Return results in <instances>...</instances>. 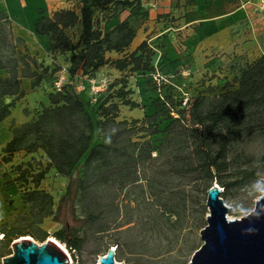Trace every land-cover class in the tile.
Here are the masks:
<instances>
[{"label":"trees","instance_id":"obj_1","mask_svg":"<svg viewBox=\"0 0 264 264\" xmlns=\"http://www.w3.org/2000/svg\"><path fill=\"white\" fill-rule=\"evenodd\" d=\"M146 1L156 2L77 0V9H59L50 17L38 9L33 33L48 39L49 64L29 53L24 40L13 36L7 14L0 12V122L27 93L51 80L43 91L47 103L40 102L27 123L12 128V138L2 149L0 164L7 165L8 177L5 187L19 193L22 211L28 207L29 216L19 214L18 220L39 225L50 218L59 224L54 238L70 252L72 264L88 237L107 230L101 225L103 206L90 187L123 191L141 180H179L180 186L171 194L178 202L170 198L168 204L157 205L169 220L178 219L185 210L186 200L179 195L187 187L201 194L216 184L224 199L250 186L264 171V151L260 155L248 151L250 143L264 141V57L245 64L234 59L226 63L216 85L204 80L185 84L181 68H186V61L167 62L162 53L158 65H153L166 35L160 36L159 46L149 39L131 50L138 31L133 21L142 26L148 19ZM59 57H65L66 82L56 88V77L64 70L56 60ZM102 69L118 76L95 100L93 121L88 102L77 88ZM144 76L157 77L149 80L154 95L147 104L134 98L130 85L131 79ZM123 109L143 114L123 118ZM161 121L166 123L164 129H160ZM152 161L159 165L148 173ZM50 173L68 180L56 206L41 189ZM65 202L77 227L57 220ZM195 204L203 217L204 205L198 200ZM31 235L41 243L47 239L46 234L34 236L25 229H3L1 240L7 252H0V257L10 254L16 238ZM111 247L116 248L115 261H122L124 247L118 242Z\"/></svg>","mask_w":264,"mask_h":264},{"label":"rangeland","instance_id":"obj_2","mask_svg":"<svg viewBox=\"0 0 264 264\" xmlns=\"http://www.w3.org/2000/svg\"><path fill=\"white\" fill-rule=\"evenodd\" d=\"M27 6L20 8L16 0H0V12H4L9 17L12 34L15 38H25L28 47L31 49V55H36V48H40L41 44L35 41L33 35L28 31L29 25L34 22L36 16H33V7L42 8V0H26ZM255 0H156V2L146 1V8H148L147 24L154 22V25H147L145 32H149L147 36H142L137 33L133 43L138 44L141 37L144 40H149L151 36L159 32L165 27L179 28L189 21H203L209 17L217 16L221 13L233 11L242 2ZM159 2V3H158ZM64 6L67 9H77V0H67ZM35 9V8H34ZM150 10L151 13H150ZM154 12V13H153ZM35 15L37 11L35 10ZM127 13L123 14L121 19L126 17ZM134 25L139 30L140 21H133ZM157 25V26H156ZM195 26V25H193ZM192 28V27H190ZM138 32V31H137ZM183 31L177 35L176 46L181 48ZM46 38V37H44ZM158 38V37H157ZM150 39L152 44L157 46L162 44L160 38ZM47 44H48V39ZM143 40V41H144ZM164 46V44H163ZM38 60L45 64L50 63L49 53H40ZM162 51L157 49L155 57L152 62L154 66L158 65L161 59ZM57 62L65 66V57H59ZM188 70L186 69V72ZM63 73H59L56 77L59 81L63 77ZM118 74L112 71L102 72L97 78V82H91L87 85L85 83H78V91L85 98L87 109L93 118L95 117V100L102 94H105L108 83ZM183 77L185 75H182ZM155 78V79H154ZM144 76L130 80L131 88L134 90V98L147 104L149 99L153 97V93L149 87V80L156 81L157 77ZM187 78V77H185ZM184 78V79H185ZM214 77H207L202 80L208 82ZM220 78V77H219ZM223 78V74H221ZM53 80V79H52ZM66 80H62L56 88L62 86ZM51 80L47 81L41 89L27 93L24 99L17 103L12 109L9 116L0 122V147L12 138L11 127H18L27 123L30 120V115L26 114L24 109L31 110L37 102H47L43 91L49 89ZM186 84V83H185ZM24 85L28 86V82L24 81ZM181 89H183L181 87ZM141 111H128L123 109V118H140ZM165 122H160V129H164ZM160 138V137H157ZM248 151L256 155H260L264 151V141H254L249 144ZM159 162H150L148 173L154 171L153 167H157ZM68 180L58 177L50 173L45 180L41 182V189L49 193L53 198V203L56 206L60 197L64 194ZM92 184V180L88 181ZM181 181L172 179L160 180H141L137 185L131 186L123 191H117L114 187L98 186L90 187V192H93L100 205V210L104 212L102 216L101 225L105 226L106 233L98 234L88 237V241L80 254L75 253V261L73 264H97V260L101 257L107 249H109L114 242H118L124 247L122 261H116V264H188L193 254L202 246L203 242L200 239V230L206 225V216L208 209L206 207V193L197 194L190 187L184 195H179L180 198L186 200V208L180 212L179 218L167 219L159 210L161 203H167L170 198L175 199L172 203L176 204L177 198L171 195L176 192ZM182 188V187H180ZM264 195V171L259 174L258 179L250 186L243 189L233 191L231 196L222 198L226 207L230 208L227 214L229 220L240 219L247 215L254 209L255 201ZM8 199L5 203L0 204V212L5 210L11 212L20 206V197L17 192H9ZM91 196V195H90ZM94 196V197H95ZM159 200V201H158ZM198 200L201 205H204L206 213L202 217L200 214V207L195 204ZM21 209V208H20ZM19 209V210H20ZM26 209V210H25ZM28 207L17 214H11V217L2 225H0V252H7L3 249V242L1 240L2 230L6 229H25L34 236L47 235V240H54V233L59 229V224L53 222L50 218L45 219L41 224L34 225L30 221L24 222L18 220L19 214L29 216ZM77 214L81 212L80 205L76 207ZM70 205L65 202L61 205L58 222L63 226L77 227L70 216ZM22 240H30L38 245L43 243L35 240L32 235L16 238L13 242ZM12 244L9 247L12 255ZM65 248L64 244H60ZM97 252V253H95ZM70 253V252H69ZM71 255V254H70ZM0 257V264L2 259ZM128 261V262H127Z\"/></svg>","mask_w":264,"mask_h":264},{"label":"crops","instance_id":"obj_3","mask_svg":"<svg viewBox=\"0 0 264 264\" xmlns=\"http://www.w3.org/2000/svg\"><path fill=\"white\" fill-rule=\"evenodd\" d=\"M20 8H25L27 6L26 0H16ZM67 0H42V8L34 5L33 16L35 15V10L43 9L45 16L50 17L51 14L59 9H67L64 4ZM160 1V0H158ZM264 0H255L242 2L233 11L221 13L214 17H209L203 21H189L183 24L182 27L172 28L165 27L153 34L150 39H155L157 37L166 35L163 40L164 49L162 53L166 57V61L181 60L185 62V69H182V82L186 84H192L200 82L202 79L213 76L214 78L206 84L216 85L219 83V77L224 73L225 64L232 61L233 59L241 64L250 63L253 60L264 57ZM159 3V2H158ZM35 8V9H34ZM152 10H150L151 13ZM154 13V12H153ZM34 19V21H35ZM33 24L29 25L28 31L33 35L35 41L41 44L40 48H36V55L40 53L48 52L47 40L44 37L36 36L33 33ZM147 25H154L152 23H146L140 27L138 34L142 36L149 35V32H143ZM195 25V26H193ZM157 26V25H156ZM192 27V28H190ZM183 31L181 48L177 49L176 41L179 32ZM141 37L138 44L132 43L131 50H134L144 39ZM29 52L31 49L27 45L25 38H22ZM49 43V42H48ZM223 56V57H222ZM226 61V62H225ZM65 68L62 71L63 77L59 81L66 80ZM186 69L188 70L186 72ZM107 69H102L92 80H83L82 83L91 84V82H97V78L102 72H107ZM187 77V78H185ZM185 78V79H184ZM58 83L56 84L59 85ZM25 86V85H24ZM26 87V86H25ZM24 99V98H23ZM21 99L19 102H21ZM17 102V103H19ZM46 104L45 102L41 101ZM31 109L26 110V114L30 115L32 118L33 111L38 107V104ZM14 126L11 127V130ZM11 140V139H10ZM9 140V141H10ZM7 141L2 147H0V160L2 155V149L9 142ZM7 165L0 164V204L5 203L8 199L9 192H17L15 190H10L5 187V182L8 180L6 174ZM18 193V192H17ZM19 194V193H18ZM20 197V195H19ZM21 208V200L19 208L13 209L11 212L5 210L0 212V225L5 223L11 214H16L17 210Z\"/></svg>","mask_w":264,"mask_h":264},{"label":"water","instance_id":"obj_4","mask_svg":"<svg viewBox=\"0 0 264 264\" xmlns=\"http://www.w3.org/2000/svg\"><path fill=\"white\" fill-rule=\"evenodd\" d=\"M223 190L214 184L206 192V226L200 231L202 246L188 264H264V195L254 209L240 219L229 220ZM12 255L2 264H72L66 248L56 240L41 245L30 240L12 244ZM116 248L110 247L97 264H115Z\"/></svg>","mask_w":264,"mask_h":264},{"label":"bare ground","instance_id":"obj_5","mask_svg":"<svg viewBox=\"0 0 264 264\" xmlns=\"http://www.w3.org/2000/svg\"><path fill=\"white\" fill-rule=\"evenodd\" d=\"M115 264H116V262H115Z\"/></svg>","mask_w":264,"mask_h":264},{"label":"built area","instance_id":"obj_6","mask_svg":"<svg viewBox=\"0 0 264 264\" xmlns=\"http://www.w3.org/2000/svg\"><path fill=\"white\" fill-rule=\"evenodd\" d=\"M263 3H264V1H263Z\"/></svg>","mask_w":264,"mask_h":264}]
</instances>
